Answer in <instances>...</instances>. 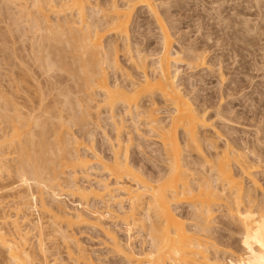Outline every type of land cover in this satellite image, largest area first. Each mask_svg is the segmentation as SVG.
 Segmentation results:
<instances>
[{
  "label": "bare ground",
  "instance_id": "6f19581e",
  "mask_svg": "<svg viewBox=\"0 0 264 264\" xmlns=\"http://www.w3.org/2000/svg\"><path fill=\"white\" fill-rule=\"evenodd\" d=\"M6 1L7 11L13 7L21 13L24 29L21 46L19 37L15 38L18 46L12 42L15 36L7 38L23 53L7 44L4 48V40L0 47V70H5V82L0 80L4 82L0 113L10 130L4 123L5 130L0 127V146L10 148L16 143L21 176L35 179V173H40L47 176L42 179L58 180L64 175L63 187L70 190L59 189L62 194L94 210L104 204L107 213L122 224L145 222L149 240L144 248L124 246L115 236L119 222L106 224L105 212L100 211L92 223L82 210L59 216L57 210L45 207L48 201H41L50 214L52 231L59 232L62 240H75L81 248L72 237L74 226L103 231L101 224L121 264H264V201L258 198L262 188L255 176L264 175V159L231 140L217 143L219 132L208 120L209 100L194 102L177 83L178 69L171 67L179 63V52L171 50V38L154 0ZM13 10L8 12L14 15ZM141 10L154 18L161 34L162 45L152 64H145V48H139L130 33L129 24L137 22L134 14ZM188 61L190 68L206 63L202 54H192ZM159 102L170 114L166 121L165 116L158 120ZM100 110H106L114 131L112 137L104 135L110 149L105 154L93 143L90 129L92 114ZM126 117L135 128L138 123L147 125L162 164L155 167L164 170L154 168L146 174L138 164L141 158L131 152L135 138L122 132ZM69 123L77 124L82 136L76 138L62 128ZM6 158L0 149V164ZM96 168L103 171L100 179L89 178L88 171ZM81 177L88 183L82 179L78 184ZM105 192L106 198L100 200ZM181 204L190 207L194 228L185 226L175 212ZM215 207L224 208L228 225L235 226L238 248L223 249L208 233ZM137 212L144 214L136 219ZM0 218L4 221V216ZM11 223L9 233L0 224V246L9 262L36 264L27 246V231L17 221ZM48 238L41 237L40 230L36 242L43 248ZM82 249L77 253L82 264L98 260L108 264L103 258L92 260Z\"/></svg>",
  "mask_w": 264,
  "mask_h": 264
},
{
  "label": "rangeland",
  "instance_id": "374dc122",
  "mask_svg": "<svg viewBox=\"0 0 264 264\" xmlns=\"http://www.w3.org/2000/svg\"><path fill=\"white\" fill-rule=\"evenodd\" d=\"M3 1H0V47L4 40L3 47L6 48L7 44L12 48V42L16 44L18 41L15 39L16 37H19L18 44L19 42L21 44L24 29V23L21 20L23 21L24 18H21V13L16 12L17 9L11 5L12 8L8 11L14 9L17 14L13 12V15L12 12H8V1L5 0L6 4L5 2L3 4ZM154 2L171 38V50L179 52V63L173 62L172 65L175 67H171V69L176 67L178 69L177 83H181L183 91L193 101L195 100L194 102L197 101L198 104H201L202 102L199 103V101L203 98L209 100L210 107H212L208 114V120L219 132L217 143L223 145L226 141L231 140L236 144V147L254 150L264 159V0H154ZM3 7H6L7 12ZM142 10L134 14V20L136 19L137 22L129 24L130 33L137 39V46L145 48L142 51L147 55L145 64H152L156 61L155 57L160 51L162 39L154 18ZM13 20L17 25L13 23ZM10 35L11 37L15 36L12 38L15 40L11 42V45L8 42V39L11 40ZM14 43L15 48H13L17 49L18 45L16 44V46ZM20 46L17 49L18 52H21ZM192 54L204 56L206 61L204 67H189L188 60ZM0 55L2 56L1 53ZM9 59L11 58L9 57ZM1 76L3 77L1 78ZM113 76L114 74L110 71V79ZM4 77L5 70L3 71L1 68L0 80H3ZM3 81H0V85L5 82ZM9 92L11 91L9 90ZM198 99L200 100L198 101ZM157 110L158 120L161 121V116H165L164 121L168 120L167 116L170 114L165 112L168 109L161 102L157 103ZM106 114V110L93 113L90 125L92 133L94 132L92 137H95L93 143L101 147L102 154L110 153L109 144L105 138L106 134H109V137L114 135L112 120L106 118ZM0 121V127L4 124L3 127H7L8 123L3 122L1 113ZM4 128L2 130L6 129ZM62 128L67 130L71 136L76 138L82 136L77 124H65ZM122 128L124 134L127 131L129 136L135 138L131 141V146H134L131 152L135 157L141 158L138 164L143 165L146 174L154 168L164 170L163 167L161 169L155 167L161 162L158 160L159 152L155 150L157 146L150 140L152 134L147 125L138 123L135 128L129 117H126ZM2 130L0 129V135L3 134ZM7 130V132L10 131L8 127ZM11 146L10 148L0 146L7 157L6 161L0 164V215L4 216L3 220L5 221L1 220L3 223L0 222V224L1 226L3 224L2 227L6 233L10 232L9 227L13 224L12 221H17L19 227L21 226L27 231V246L33 253L36 264L37 262H43L42 264H82L79 262L80 260H77L78 249L81 248H83L84 254L90 256L94 261L96 258H103L108 264L123 262L120 255L112 249L111 239L108 238L107 230L101 224L99 226L103 228V231L93 226H74L72 237L77 239L81 248H78L75 240H62V235L59 232L52 231V221L48 219L50 214L42 209L41 201H45L44 203L48 201L49 205L45 204V207L57 210L60 212L59 216H64V213L68 211L72 212L70 213L72 215L82 210L88 221L92 223H94L93 218L98 217V213L103 211L105 215L102 219L106 224L110 223L108 220L119 222L118 226L114 228L115 236L121 239L124 246L147 247L148 226L145 222L143 225L141 223L134 225L132 222L122 224L120 218L116 219L117 217L107 213L104 204H99L101 209L97 210L80 205L78 199L72 198L68 193L62 194V191L59 190L63 189L66 184L63 180L64 175L58 180L42 179L47 176L43 177L40 173H35V179L27 174L28 178L25 175L21 176L17 160V157L21 155L20 150L17 149L16 143ZM68 172V170L65 171V174ZM88 172H91L89 178L98 180L103 171L96 168ZM103 174L108 178L107 173ZM255 176L262 188V191L258 192V198L264 201V175L255 174ZM82 179L84 178L81 177L77 183H88L85 179L81 183ZM106 182H110V180L106 179ZM64 189L70 190L69 188ZM53 190L54 195L52 194ZM50 192L52 196L49 194ZM106 194L105 192L100 200H104ZM180 206L174 209L175 212L180 216L185 226L194 228L191 223L193 221H191L190 207L185 204ZM138 213L135 215L136 219L144 214ZM210 219L212 225L207 227V230L217 239L218 245L223 249L238 248V234L235 232L233 224L228 225L226 210L215 207ZM40 230L41 237H49L43 241V248L36 242ZM109 234H112L111 231ZM95 262L102 264L99 260L98 263ZM0 264H11L3 246H0Z\"/></svg>",
  "mask_w": 264,
  "mask_h": 264
}]
</instances>
